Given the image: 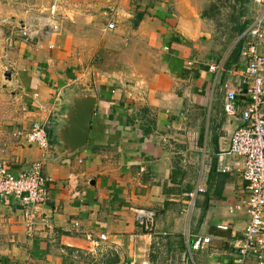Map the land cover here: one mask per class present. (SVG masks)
<instances>
[{
  "label": "crops",
  "instance_id": "1",
  "mask_svg": "<svg viewBox=\"0 0 264 264\" xmlns=\"http://www.w3.org/2000/svg\"><path fill=\"white\" fill-rule=\"evenodd\" d=\"M7 1L2 21H23L10 4L21 0ZM66 1L58 35L7 42L0 28V74L11 81L9 90L0 84L11 101L0 112V162L16 176L42 160L50 179L45 204L29 210L31 234L21 204L0 199V264H237L245 183L218 167L236 162L219 158L243 126L242 50L260 8L253 0ZM84 89L95 97L87 143L67 154L53 131L63 126L64 98ZM227 91L236 94L234 114L224 111ZM33 124L48 151L25 142ZM133 209L155 213L151 233ZM197 237L209 243L189 253Z\"/></svg>",
  "mask_w": 264,
  "mask_h": 264
},
{
  "label": "built area",
  "instance_id": "2",
  "mask_svg": "<svg viewBox=\"0 0 264 264\" xmlns=\"http://www.w3.org/2000/svg\"><path fill=\"white\" fill-rule=\"evenodd\" d=\"M31 6L35 0H27ZM49 4H41L38 8L35 22L22 28L11 29V39H22L28 42L36 41L40 36L56 35L60 31L62 11L66 10V0H49ZM260 8L248 29L251 40L242 50V56L247 64L240 75V95L243 98V108L239 111L243 126L237 128L230 140L228 152L222 156L236 158L234 168L230 169L221 164L219 172L226 173L234 170L239 173L245 183L246 199L241 209L247 216V223L236 248L237 264H245L251 259L255 264H264V0H253ZM106 31H112L114 25L109 22ZM49 45L48 49H53ZM215 71V67L209 68ZM224 111L234 114L236 94L227 91L224 96ZM28 145L36 146L41 151L49 150V140L45 130L39 124H33L24 135ZM43 161L39 160L29 165L26 171L13 175L5 163L0 162V199L13 198L25 209L23 225L28 234L35 226L33 207L45 204L47 186L50 179L43 176L41 168ZM189 197H192L190 195ZM135 223L142 231L151 233L155 224V213L150 210L133 209ZM100 235L99 240L105 241ZM209 243L208 238L197 237L188 247V252L203 250Z\"/></svg>",
  "mask_w": 264,
  "mask_h": 264
},
{
  "label": "water",
  "instance_id": "3",
  "mask_svg": "<svg viewBox=\"0 0 264 264\" xmlns=\"http://www.w3.org/2000/svg\"><path fill=\"white\" fill-rule=\"evenodd\" d=\"M8 80L10 73L4 75ZM70 94L61 114L63 126L53 131L60 142L61 150L72 154L87 143L95 97L90 89ZM81 93V94H80Z\"/></svg>",
  "mask_w": 264,
  "mask_h": 264
},
{
  "label": "rangeland",
  "instance_id": "4",
  "mask_svg": "<svg viewBox=\"0 0 264 264\" xmlns=\"http://www.w3.org/2000/svg\"><path fill=\"white\" fill-rule=\"evenodd\" d=\"M7 2H8L7 0H0V5H4ZM10 4H13V7H18L20 9V13H23L24 20L23 21L21 20L18 23H12L14 21H6V20L2 21L4 19V17H2V15H1L2 9H0V28H3L2 30H5V31H6V29L8 30L7 34L3 38V40H5V38H6L7 42L11 40V38H10L11 29L22 28L24 26H27L29 24L34 23L35 19L37 18L38 11H40V9H41V8H37V7L41 6V4L38 2V0H35L33 2L32 6H31V3H29L27 0H21V1L17 2L16 5H15V2L11 1ZM21 8H22V10H21ZM35 10H38V11L36 12ZM7 11L9 14H11L10 10H4V15L6 14ZM2 14H3V12H2ZM9 14H7V15H9ZM59 33H60V31H59ZM58 34H56V35H58ZM41 37L42 36H40L37 40L39 41V39ZM18 39L22 40L20 38H18ZM49 45H48V47H49ZM4 47L6 49L7 45H5ZM49 50H51V49H49ZM2 51L3 50L0 47V58L3 57V53H1ZM91 59L94 60L93 58H91ZM95 62H96L95 60L91 61V63H93V65L95 64ZM3 66L5 67V69H8V66L6 67L5 64H3ZM7 72H9V71H7ZM4 75L5 74H3V75L0 74V84L7 86L6 90H9L10 87L8 88V86H9V83L11 81H10V79L8 80ZM4 90L5 89L1 88V86H0V112H2L3 110L9 111L8 108L11 105V101L9 100L10 97L8 96L7 91L5 92ZM67 98H68V96H66L64 99H67ZM1 163H4V162L1 161Z\"/></svg>",
  "mask_w": 264,
  "mask_h": 264
}]
</instances>
